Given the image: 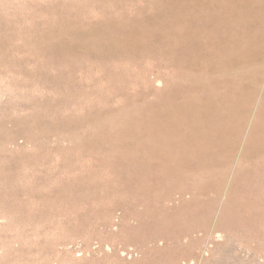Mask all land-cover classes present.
<instances>
[{"label":"rangeland","instance_id":"obj_1","mask_svg":"<svg viewBox=\"0 0 264 264\" xmlns=\"http://www.w3.org/2000/svg\"><path fill=\"white\" fill-rule=\"evenodd\" d=\"M31 1L33 3H31ZM200 1L202 5L199 6L198 4L192 14L197 16L199 24H205V30L201 29L200 32H198V28L186 25L183 18L175 14L174 7L171 4L169 6L167 0H29L31 4L28 1L0 0V20L2 17L4 18L0 21V29L7 32V35H5V31H1L2 34H4L2 35V39L8 37V35L10 36L9 32L11 34L14 33L16 36L17 33H20L22 37H18L21 36L19 34L17 39L20 38L19 41L21 40V42L24 43L26 40V42H28L24 45L21 42H16L17 39L14 35L16 41L13 42V48L16 46L15 49H17V45L15 44L17 43L19 46V43H21L22 46L20 45L19 47L22 49L20 51L18 48V51H13L11 53L12 58H15L11 63L5 59L6 61L4 60V64L1 63L2 65L0 66V123L4 124V128L0 131V134L4 131L5 133L3 136H11V138L5 141L4 145L0 147V154H4V156H2L3 158L0 155V216L2 215L1 217L4 219L2 220L3 223L0 224V264H191L189 263V257L183 258L182 254L180 255L183 251L182 245L184 244H178L175 236L179 234V231L197 225L194 224V222L197 221L196 218L191 217L189 214L195 213L199 215L198 218H200L201 211L203 212L202 215L205 212V219H207L205 221L207 222L209 220L206 223L207 225H205L208 229H206V231L209 232L211 228L215 231V235L220 234L221 236L220 241H218V239L213 238L215 236L213 234L211 240H209L210 243L212 242L215 245L216 243L222 244L220 245L221 248L218 249L219 251L217 250L216 253H213V255L211 254L213 257L208 258V261L203 262V264H264V185H262L264 184V158L261 163V169L254 174L256 175L254 178L257 179L255 180L258 182L256 183L258 185L257 190H259L258 195L255 196L257 202L254 206L256 207L254 209L249 199H245L244 208L242 209L245 215L241 211L244 217V226L233 227L229 220L225 228H220L218 227L219 225H217L216 228L210 227V225H212L210 223L213 221L212 219H214L213 217L216 213L217 205L219 204L220 196H215L211 190H209L206 195H198L197 191L193 189L194 187L190 188L192 184H195L193 177L190 175L188 176L185 172L182 173L181 176L170 173L165 179L155 180L154 182L153 180H149L154 184L152 182L149 183L148 180H144V194L138 193L136 188L129 194L125 192L123 186L118 187L113 185L115 190H111V188L108 189L104 186L100 188L98 186V194L96 195V197H98L96 205L98 208L96 207L93 216L90 215L92 205L90 204L91 200H89V197H87L88 204L86 203L84 210H78L77 192H66V186L68 184H73L75 188L78 178H81V175L83 177L91 175V170H93L95 166H98L100 170V172L98 171L99 174H105L108 170L101 159V151H105V149L109 147L106 148L107 145L100 146L98 148L100 151L96 153L95 143L94 145L91 143L95 142V137L92 136V132L94 131L92 129L93 122L90 120V116L95 114L96 111L104 112L108 110L113 111L115 109V112L116 109H118L115 113L123 112V114L127 113V115H132L133 113L134 115L141 113L144 115L148 112V114H161L163 113L162 111H164L165 114L169 113L170 115V119H164V123L168 124L172 122L173 124L171 130L166 128L164 131L168 133L170 131L176 139L195 127L203 128L206 123L211 121L214 113L211 114L202 109V100H206L209 94L215 92L218 95L228 94L230 92V87L224 84L222 80H219L220 74L216 72L215 69L209 70L207 67L212 60L225 57L227 54L226 45L229 40L237 41L246 34L248 30L244 27V19L242 20V16L245 17V14L251 13V16L257 17V22H259L260 26L256 27V31L258 34L264 36V13L261 15L259 11V7L264 4V0H250L251 3L249 5H247L245 0ZM16 2L18 4H16ZM251 4H254L255 10H250L252 7H250ZM66 8L71 9L68 11ZM162 8L164 10H161ZM206 12L207 14H204ZM61 15H64V18L70 15L68 17H71L69 19L71 22L76 21V23L85 26H90L96 22L101 23L109 20L111 22L113 19V22H115L120 17L119 15H121L123 20L130 24L133 33V36L131 34L129 35L130 42H140L142 40L140 43L143 42L142 44L144 47L156 49L158 55L155 54L154 58L160 54L162 56H164L163 54H167L168 57L166 55L164 57L160 55V58L158 57L156 59L151 58L153 55H145L144 58L142 56L139 57L140 55L135 56V58H130L129 56L128 59L125 57L123 59L124 61L122 60L124 63L119 62L118 67H120V69L118 70V67L114 68V75L112 78L104 83H99L97 88L92 87L94 90L92 93L93 90L89 87V81L86 82L85 79L83 80L81 78L80 71L83 68V71L85 70V72H87L86 74H88L89 70L94 66V63H90L88 60H86L87 62H76V64L75 62H73L74 64L71 63L75 67H72L73 65L69 66L68 64L70 63L53 64L50 63L47 59L48 57L42 53V49L45 46V43H42L43 40L41 39L43 35V37H45L48 33H53L52 39L54 42L56 41V43H60V41L62 43L64 40H72L70 37L63 38L58 34L62 27L60 22L62 20ZM157 21H159V23ZM131 25H133L134 28ZM135 27H138L137 29L139 30L137 31ZM134 29L135 31H133ZM50 30L55 31L50 32ZM187 31L190 35L197 32L201 34L200 37L202 41L208 45L205 54L204 52L198 54L197 52L193 53V51H187L177 55L167 52V50H169L167 45H176L179 43V36ZM23 35H26L27 39H25V37L21 39ZM134 36L138 38L134 39ZM218 37H221L220 39H222L223 43L221 41L220 45L215 46L213 43L216 39H219ZM6 39L5 44L8 43ZM154 39L157 41L155 42ZM29 42H32L31 44H35V46L26 47V45L30 44ZM38 47L41 48L38 49ZM9 48L7 47L6 49ZM35 48L38 52H32ZM22 51H24V53ZM169 55L173 56L169 57ZM187 58L189 59L187 60ZM29 60L32 61V63ZM168 60H170V62ZM16 61L20 62L18 63ZM26 61L29 62L27 63ZM158 61L159 63L163 61V63L165 62L173 65H170V69L167 72L169 74H167L165 82L154 83L152 80H154L155 75L152 72H149V74L148 71L150 67V69H152L154 66L158 65ZM181 64L183 65L180 66ZM194 67L196 69H194ZM1 68L3 69L1 70ZM203 69L208 71L206 72L208 77H215L217 81H196L197 77L205 74L203 73ZM123 72L125 73L124 75H126L123 77L125 81H137L135 82L136 86L134 89H126V86H123L125 85L122 83L124 81H122L123 78L120 76L118 77V75L120 73L123 74ZM251 73L252 71L250 69L247 71L239 69L233 74L240 77L243 74L248 77ZM59 74L66 77L65 79L67 80H69L68 77L70 78L73 76L72 80H74V82L69 81L73 84L69 85L71 83L68 82V84L67 80L58 84L52 81H49V83L47 80H44L42 76L46 75L50 78H55L60 76ZM99 75L101 77L105 76L103 71H101ZM188 78L190 80H188ZM82 84L83 87H81ZM85 86L89 87V89ZM86 88L89 91H85ZM117 96L121 98L119 103L115 100ZM107 98L113 100L109 103L105 100ZM122 98L126 99L122 100ZM243 101L244 97L243 99L240 97L237 101V108L234 109L229 116L227 115V118L229 117L227 120L229 121L227 129L232 130L234 126H236L238 128L237 138L239 141L243 137L254 105L252 104L250 106L247 115L246 113L244 114L245 119L242 120L244 118L242 111L245 107V102ZM98 104L100 106H98ZM139 104L142 105L139 106ZM165 105L167 106L165 107ZM96 106L98 108L100 107V109ZM142 106L149 107L146 109L147 112L144 109L145 112H141L140 109H142ZM125 107H129L127 108L129 110H125ZM102 108L103 110H101ZM137 111H139V113H137ZM41 112L42 115L46 113L49 114L50 117H45V122L47 123L50 121L52 122V120L67 121L69 118H72L74 121L72 119L71 121L74 124L70 125L68 128L65 126L61 130H52V132L47 129L48 127L43 128L44 125L35 123L33 120L36 119L37 114H41ZM223 114H225L224 111ZM82 118H84L83 121L85 120V123L79 125L78 121ZM143 122L144 119L140 121L139 125L143 124ZM139 125H137L138 127L136 126L137 128L135 127L133 129V132L135 131L136 134L143 135L147 130L144 131V125ZM215 128L216 130H222L225 127L222 124H217ZM89 131L91 132L89 133ZM129 132H131V130H129ZM30 133H34L37 139L33 140L31 138L32 134ZM78 134L81 136L79 137ZM88 134L90 135L87 136ZM89 138H91L92 141ZM123 141L120 140L119 142L124 143ZM129 141L128 143H131L132 140ZM82 144L84 145L83 147ZM34 147L38 151H36ZM9 151L12 152L8 154L7 152ZM115 152L116 151H110V153H113L112 156H115ZM117 154L118 153H116V155ZM33 155L34 157L32 158L31 156ZM8 156H12L13 159H10L11 157ZM118 156L122 157V153L117 155V157ZM5 158H7V160ZM66 163L67 165L69 164V166H67ZM64 165H66L67 168ZM220 171L219 169L212 168L210 173L213 174V177ZM99 174L98 183L100 182ZM211 179L212 178L209 177L205 179L204 176H198L196 183L198 187H201L206 181L210 182ZM104 180L106 179H103V182H105ZM145 181H147V183ZM184 187H188L191 195L195 196L192 202H190V197L187 199L189 202L188 204H182L179 198L182 193L181 190ZM214 198L218 202L215 201L212 209L206 210V207L202 208L204 203H207L206 206H210L209 201L214 200ZM169 201H171V204H169ZM167 203L171 205L168 208H166ZM233 204L229 208L230 218L237 212L236 204ZM248 204H250V206H247ZM176 208H181V210L176 212ZM251 208H253L254 211L251 210ZM252 211L253 213H251ZM31 214L36 215L32 216ZM38 214L40 216H38ZM160 215L162 217H160ZM80 224H82V226ZM201 226L202 225L198 224V227H196L200 228ZM203 228L204 227H201L202 230ZM155 236L160 239L163 238L164 240H156L153 238ZM203 245L204 243L196 250L195 255L200 251ZM180 246L182 248H180Z\"/></svg>","mask_w":264,"mask_h":264},{"label":"bare ground","instance_id":"obj_2","mask_svg":"<svg viewBox=\"0 0 264 264\" xmlns=\"http://www.w3.org/2000/svg\"><path fill=\"white\" fill-rule=\"evenodd\" d=\"M20 1H24V2L28 1L29 2V0H20ZM17 2H16V4H18ZM167 2L169 3V6L171 4L174 7L175 14H177V16L179 15L180 17H182L186 25L198 28L199 29L198 32H200L201 29L205 28V24H199L197 16L192 15L194 13L195 7L198 4H199V6L202 5V2L200 0H167ZM245 2L247 3V5H249L251 3L250 0H245ZM31 3H33V2L31 1ZM190 4H193V5H190ZM22 6H24V5H22ZM263 6H264V4L261 5V7H259V11H260L261 15L264 13L263 12L264 11ZM250 7H251L250 8L251 11L255 10L254 4L253 5L251 4ZM209 8H210V5H209ZM66 9H68V11H69L71 8H66ZM161 10H164V9L162 8ZM204 14H207V12ZM213 14H215V13H213ZM6 15H8V14H6ZM168 15H170V14H168ZM201 15H203V14H201ZM61 16H62L61 17L62 20L60 22L62 24V27L59 30L58 34L63 38L64 37H70L72 40L71 41H65L64 40L62 43H61V41H60V43H56V41L54 42L52 39V37L54 35L53 33L52 34L48 33L47 35H45V37H43L44 35L42 34L43 35L42 36L43 38L41 37V39L43 40L42 43L43 42L45 43V46L42 49V53L46 57H48L47 58L48 61L50 63H53V64H68V63H70L68 65L72 66L74 64L73 62H75V64H76V62H79V63L84 62V61L87 62L86 60L90 61V63H94V66H92V68L89 70L88 74H86L87 72H85V70L83 71V68L80 71L81 72V74H80L81 78L83 80L85 79L86 82L89 81V87L90 88H92V87L97 88L99 83H104V82L110 80L112 78V76L114 75V68L118 67L119 62H122V60L125 57H127L126 59H128L129 56H130V58H132V57L135 58V56L140 55L139 57L142 56L144 58L145 55L146 56L147 55H149V56L153 55V57H151V58L156 59L161 55L160 54L159 56L154 58L155 54L158 55V53H156V49L144 47L142 44L143 42L140 43L142 40L140 42H138V41L137 42H133V41L130 42L131 40L129 39V35L131 34L133 36L132 30H131L130 24L128 22H126L125 20H123L121 15H119L120 17L115 22H113L114 19L111 22L108 19L109 21H104L101 23L96 22L95 24H92L90 26L81 25L79 23H76V21L71 22L69 20L71 17H68L70 15H68L66 18L63 17L64 15H61ZM91 16H92V14H91ZM93 17H95V16H93ZM2 19H4V18L2 17ZM162 20H164V19H162ZM242 20L244 21V24H245L244 27L247 28V30H248L246 32V34L242 38L238 39L237 41L229 40L227 42V45H226L227 54L225 55V57H223L222 59L216 58V59L212 60L210 65L207 67V69H209V70L215 69L216 72H218L220 74L219 80H222V82L224 84H226L228 87H230V92L228 94H225V95H221V94L218 95L216 92L211 93L206 98V100H202V102H201L202 109L207 111L208 113H211V114L214 113L212 115L211 121L206 123V125L203 126V128L195 127L193 129H191L188 133H185L183 136L176 139L174 137V135L171 134L170 131H169V133L164 131L166 128H168L170 130H171V128H173L172 122L168 123V124L164 123V119H166V118L170 119L169 113L165 114L164 111H162L163 113H161V114H154V113L148 114L149 113L148 112V113H145L144 115L142 113L141 114H135V115L133 113L132 115L131 114L127 115L126 112H125L126 114H123V112L122 113H120V112L115 113L118 109H116L115 112H114V110H115L114 109L113 111H111V110L104 111V112H101V111L97 112L96 111L95 114H92L90 116L91 119L86 118V119L92 120V122H93L92 123V129L94 132H92V136L95 137V142H91L92 141L91 138H89V139L91 140L90 142L93 143L92 145H94V143H95V145H94L95 146V152L98 153L100 151L98 149L100 146L107 145L106 148L109 147V148L105 149V151H101L102 153L100 152L102 154L101 159L104 162V165L108 170L107 169H106L107 171L105 170L106 171L105 174H101V173L99 174L98 171L100 172V170L98 169V166H95L93 168V170H91L92 174L88 170L91 175L88 176L86 174L87 177H83L80 174L81 178H78L77 186L75 188H74L73 184H68L66 186V190H67V191L65 190L66 192H69V191H72L71 193H73V191L77 192V194H78V203H77L78 210H84V208L86 207V203L88 204V201H87L88 198L87 197H89L90 198L89 200H91L90 204L92 205V207L90 206L91 207V209H90L91 214L90 215L91 216L94 215V213L96 211V207H97L96 205H97L98 197H96V195L98 194L97 190L99 187L101 188L102 186H104L108 189L111 188V190H113L115 188V187L113 188V185H116L118 187L123 186V188L125 189V192L129 193V194L132 193L131 191L136 188L138 190V193L144 194L143 193V189H144L143 188V181L144 180H148V181L153 180V182H154L155 180L157 181L160 179H165L166 176L169 175L170 173L171 174L175 173L176 175L181 176L182 173L185 172L188 174V176L190 175L191 177H193V181H195V184H192V186H190V188L194 187L193 189H195L197 191L198 195H200V196L206 195V193L209 190H211L215 196H220L219 197V199H220L219 204L217 205L216 213H215V216L213 217L214 219H212L213 223L212 222L210 223V224H212V225H210V227L212 226V228H216L217 225H219L218 227L225 228L227 225V222L229 220H230L231 225L233 227L234 226H244V224H245V223H243L244 217L241 214V211L244 208L245 199H249L250 204L252 206H254L257 202V198H255V196L258 195L259 190H257L258 185L256 183H258V182L256 181L257 179L254 178V176H256L254 174L261 169V163H262V160L264 158V36L262 34H258L256 31V27L260 26L259 22H257V17H253V16H251V13H248V14H245V17L242 16ZM6 21H7V19H6ZM89 22H90V20H89ZM89 22H88V24H89ZM157 22L159 23V21H157ZM56 24H57V22H56ZM133 25H131V26H133ZM59 27H57V28H59ZM159 27H162V26H159ZM133 28H134V26H133ZM137 28L135 27V29H137ZM135 29L133 31H135ZM138 30L139 29H137V31ZM152 30H154V29H152ZM155 30H157V29H155ZM1 31L4 32L5 30L0 29V66L2 64H4V62L6 61L5 59H7V61L11 63V61H13V59H15L14 57L12 58L11 53L13 51H18L17 49L18 48L20 49L19 46L21 45V43H23V45L25 43L26 44L28 43V42H26L27 40L26 41L23 40V41H25V43H24V42H21V40L19 41L20 38L17 39V36L20 33L19 34L17 33V36H16L14 33L11 34L9 32L10 36L8 35V37H4L3 38L4 40H3L2 35H4V34H2ZM54 31L50 30V32H54ZM163 32H165V31H163ZM198 32L191 34V35L188 33V31L184 32L182 34L180 33L181 35L180 34H179L180 36L178 35L179 41L177 40L179 43H177L176 45L168 44L167 46H168L169 50H167V52L175 53L177 55L179 53L187 52V51L188 52L193 51V53L197 52L198 54H201L204 52V54H205V50L208 48V45L202 41V39L200 37L201 34ZM6 33L7 32L5 31V35H7ZM134 33H136V32H134ZM171 33H172V31H171ZM14 35L16 36L17 41L15 40ZM55 36H56V33H55ZM18 37H22V35L18 36ZM24 37H25V39H27L26 35H23V38H21V39H24ZM63 38H62V40H63ZM135 38H136V36H134V39ZM218 38L219 39H216V41L213 43L215 46L221 44L222 39H220L221 37H218ZM5 39L8 42V43L7 42L6 43L10 46L5 44ZM38 39H39V37H38ZM14 41L21 42V43H19L20 44L19 46L17 43L15 44V45H17V49H15L16 46H15V48H13V42ZM35 41H37V40H35ZM156 41L157 40H155V42ZM222 43H223V41H222ZM30 44L26 45V47L27 46H33V47L35 46V44H33V45L32 44L30 45ZM5 46H7L8 48L10 47V48L6 49L7 47H5ZM161 46H162V44H161ZM40 48L38 47V49H40ZM21 49H20V51H21ZM24 49H26V48H24ZM34 51L38 52V50H36V48L34 50H32V52H34ZM22 52L24 53V51H22ZM163 55L167 56V54H163ZM177 55H175V56H177ZM164 56H162V57H164ZM172 56L169 55V57H172ZM188 56H190V55H188ZM176 58H174V59H176ZM168 59H170V58H168ZM188 59L189 58H187V60ZM170 60H172V59H170ZM170 60H168V61L170 62ZM16 62H18V61H16ZM30 62L32 63V61H30ZM182 62H183V60H182ZM71 63H73V64H71ZM122 63H124V62H122ZM170 65H171L170 63H165V62L163 63V61L161 63H159V61H158V65H156V66L153 65L154 68H152V69H150L151 68L150 67L148 73L152 72L155 75L154 80H152V81L154 83L165 82L166 76H167V74H169L167 72L170 69ZM182 65L183 64H181L180 66H182ZM11 67H13V66H11ZM21 67H23V66H21ZM72 67H75V66L73 65ZM80 67H84V66H80ZM87 68H89V67H87ZM2 69L3 68H1V70ZM79 69H81V68H79ZM119 69H120V67H118V70ZM194 69H196V68L194 67ZM194 69H192V70H194ZM239 69L244 70V71H247L250 69L252 71V73L248 77H247V75H243V74L241 77L237 76V75L235 76L233 73ZM199 70H197V71H199ZM203 70H204L203 73H205V74L200 76V77H197L196 81H198V80L202 81V82H210V80L211 81L212 80L217 81V79L215 77H211V76L208 77L206 75V72H208L206 69H203ZM101 71L104 72V75H105L104 77H101L99 75V73ZM124 74L125 73L123 72V74L120 73L119 75L118 74L117 75H118V77L120 76L121 78H123L124 76H126ZM42 76L44 77V80H47L48 82L52 81L55 84H58V83H61V82H64L65 80H67V79H65L66 77H64L62 75L55 77V78L53 77L54 79L52 77L50 78L49 76H46V75H42ZM72 77H70V78L68 77L69 80H67V83L69 81L74 82V80H72L73 79ZM118 80L121 81L120 79H118ZM123 80H124V78L122 79V81ZM167 80H169V79H167ZM188 80H190V79L188 78ZM193 81H195V80H193ZM0 82H1V80H0ZM71 82H69V83H71ZM135 82H137V81L128 82L127 80L126 81L124 80L122 83L125 84L123 86H126V89L132 90L136 86ZM67 83H66V85H67ZM72 84L73 83H71L69 85H72ZM186 84H188V83H186ZM81 87H83V84ZM85 87H87V86H85ZM85 87H84V89H85ZM89 87H87V88L89 89ZM74 88H75V86H74ZM87 88L85 91H89ZM93 88H92V90H93ZM93 92H94V90L92 91V93ZM123 94H121V95H123ZM86 95H89V94H86ZM192 95H193V93H192ZM96 96H97V94H96ZM82 97H84V96H82ZM240 97H242V99L244 97L243 102H245V104H244L245 107L242 111V115L244 116V118L242 120L245 119L244 114L246 113V115H247V112L249 111L250 106L252 104H254V105H253V108L251 110V115H250L249 121H248L246 128H245V131L243 133V137L239 141V139L237 138V129L238 128L236 126H234V128L232 130L227 129V127L229 125V121H227L229 119V117L227 118V115L229 116V114L232 111H234V109L237 108V101L240 99ZM99 98H102V97H99ZM1 99H3V98H1ZM120 99L121 98L119 96H117V98L115 100L117 103H119ZM123 99H126V98H122V100ZM105 100L110 103L113 99L107 98ZM96 103H98V102H96ZM128 103H129V101H128ZM128 103H127V105H128ZM158 103H160V102H158ZM165 104H167V103H165ZM131 105H129V106H131ZM141 105L139 104V106H141ZM161 105H163V104H161ZM98 106H100V105L98 104ZM148 106H142L141 107L142 109H140L141 112L144 110L146 111V109L149 108ZM166 106L167 105H165V107ZM38 107H36V108H38ZM49 107H50V105H49ZM47 108H48V106H47ZM127 108H129V107H127ZM127 108L125 110H129ZM98 109H100V107ZM151 109H153V108H151ZM101 110H103V108ZM138 110H139V107H138ZM139 111H137V113H139ZM223 111L225 112V114H223ZM34 117H36V116H34ZM45 117H50V116L47 113L45 115L44 114L42 115V112H41V114H37L36 119H33V120L35 121V123L44 125L43 128L48 127L47 129L51 130V131L52 130H54V131L55 130H61L65 126L68 128L70 125L74 124L71 121L72 118L71 119L69 118V120H67V121H64V120L54 121V120H52V122L50 121L49 123H47V122H45ZM83 119L84 118H82L78 121L79 125H83L85 123V120L83 121ZM143 119H144V122H143V124H140V125H144L145 126V128L143 126V128L145 129L144 131H146V130L147 131L145 133H143V135H141L140 133H139L140 135H138V134H136L135 131L133 132V129L137 125H139L140 121ZM33 120H32V122H33ZM15 123H17V122H15ZM217 124H222L225 128L222 130H216L215 125H217ZM3 128H4V124L0 123V131ZM129 130H131V132H129ZM90 132L91 131H89V133ZM4 133L5 132L3 131V133L0 134V147L2 145H4L5 141H7L9 138H11L10 135L3 136ZM30 134H32L31 138L33 140L37 139V136L34 133H30ZM61 135H62V131H61ZM61 135H59V136H61ZM89 135L90 134H88L87 136H89ZM78 136L80 137L81 135L78 134ZM10 140H12V139H10ZM120 140L121 141L124 140L123 141L124 143H120L119 142ZM129 140L130 141L132 140L133 143H132V141H131V143H128ZM134 140H135V142H134ZM85 143H84V145H85ZM91 143H90V145H91ZM84 145L82 144V147ZM34 149L36 150L35 147H34ZM34 149H33V151H34ZM5 150H7V149H5ZM36 151H38V150H36ZM46 151H49V150H46ZM110 151H112V152L116 151L114 153L115 156H112L113 153H110ZM10 152H12V151H9L7 153L9 154ZM116 153H118L117 155L122 153V157H119V156L117 157ZM0 155H1V157L4 156V154L3 155L0 154ZM58 155H60V154H58ZM12 156H8V157H11L10 159H13ZM31 157L33 158L34 155ZM42 158H44V157H42ZM5 159L7 160V158H5ZM77 163H79V162H77ZM8 164H10V163H8ZM66 165H67V163H66ZM66 165H64V166L67 168V166H69V164L67 166ZM64 166H63V168H64ZM2 167H3V165H2ZM105 167H104V169H105ZM212 168H216V169H219L221 171L212 177L213 174L210 173ZM78 171H79V169H78ZM89 172H88V174H89ZM98 174L100 175V177H99L100 182L99 183H98ZM198 174H200V175H198ZM198 176H202V177L204 176L205 179H208V177L212 178V179L210 182L206 181L203 186L198 187V184L196 183V179ZM60 177H61V175H60ZM76 177H77V174H76ZM55 179H56V177H55ZM103 179H106V180H104L105 182H103ZM253 179L254 180L256 179L255 182ZM145 182L147 183V181H145ZM150 182H152V181H149V183ZM262 185H264V184H262ZM262 185H260V186L263 187ZM150 187H152V186H150ZM153 187H154V185H153ZM188 187L187 188L184 187L181 190L182 193H181V196H179V198H180V202H182V204H188L189 202L187 201V199L189 197L191 198L190 202H192L194 197H195V196L191 195V192L189 191ZM165 188L167 189L166 186H165ZM117 189H119V188H117ZM174 189H175V187H174ZM158 190H160V189H158ZM172 190H173V188H172ZM176 190H177V188H176ZM103 192H105V191H103ZM116 192H117V190H116ZM115 194H117V193H115ZM112 195L113 194L111 193V196ZM191 196H193V197H191ZM141 197H142V195H141ZM15 198H17V197H15ZM127 199H128V197H127ZM217 199H218V197H217ZM109 201H111V200H109ZM215 201H217V200H215V198H214V200H210L209 201L210 206H206L207 203H204L202 205V208L206 207L207 208V209L205 208L206 210L212 209L214 207ZM233 203L236 204L237 212L235 213V215L233 217L230 218L229 217L230 216L229 215V208L232 206ZM169 204H171V201H169ZM169 204L168 203L166 204V208L171 206ZM250 204H248L247 206H250ZM67 207H68V205H67ZM255 207L256 206H254V209H255ZM175 210H176V212H178L181 210V208H176ZM214 210H215V208H214ZM251 210H253V208H251ZM253 211L251 213H253ZM78 213H80V212H78ZM82 213H84V212H82ZM202 213L203 212L201 211V214H200L201 219L198 218L199 215H197L195 213H190L189 215H191V217L196 218L197 221H195L194 224H197V225H195L193 227H189L185 230L179 231L178 232L179 234L175 236L178 244L179 243L184 244V245H182L183 251L180 253V255L182 254L183 258L189 257L190 258L189 263H191V264H203V262L208 261V258L213 257L212 256L213 253H216L217 250L219 248H221L220 245H222V244H217V243L215 245L212 242L210 243L209 240H211L215 231H213L211 228H210V230H212V231H210V230H209V232L206 231L207 227H205V225H207L206 223L209 220L206 222L205 220H207V219H205L206 218L205 212L203 215H202ZM242 213H244V215H245L244 210L242 211ZM65 214H66V212H65ZM75 215H76V212H75ZM1 216H0V224L3 223L2 220H4L3 217H1ZM38 216H40V215L38 214ZM41 216H42V214H41ZM79 216H80V214H79ZM206 216H208V215H206ZM160 217H162V216L160 215ZM49 220H51V219H49ZM188 222H190V221H188ZM198 224L202 225L201 227H204L203 230L201 229V227L197 228ZM29 225H31V224H29ZM80 225L82 226V224H80ZM219 230H221V229H219ZM150 238H152V237H150ZM153 238H155L156 240H162L163 239V238L160 239L157 236H155ZM213 238L218 239V241H220L221 236H220V234H218V235H215ZM212 241H214V240H212ZM203 243H204L203 247L195 255L196 250ZM180 248H182V247L180 246ZM209 260H211V259H209Z\"/></svg>","mask_w":264,"mask_h":264}]
</instances>
